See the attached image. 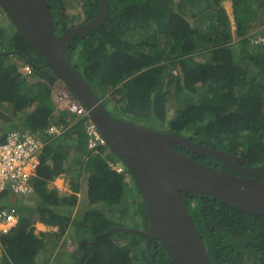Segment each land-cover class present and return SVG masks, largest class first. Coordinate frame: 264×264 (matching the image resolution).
<instances>
[{"label":"trees","instance_id":"1","mask_svg":"<svg viewBox=\"0 0 264 264\" xmlns=\"http://www.w3.org/2000/svg\"><path fill=\"white\" fill-rule=\"evenodd\" d=\"M47 1L59 36L74 26L76 16L67 13L65 0ZM223 1L231 2L233 30ZM108 3L105 23L88 32L70 58L90 90L104 104H112L109 109L105 105L107 111L148 130L183 135L224 151L243 159L242 166L263 165L264 44L258 39L264 36V0ZM77 4L82 11L80 23L97 16L99 0ZM6 31L0 25V52L15 55L0 54V144L24 123L31 132L51 124L63 130L42 149L32 205L19 209L16 225L1 236L0 264H37L38 253H50L68 231L73 255L81 254L75 264H151L150 256L154 264H172L158 239L147 251L143 243L147 239L139 233L119 231L91 243L114 227H128L106 214L107 208L122 204L131 186L136 190L132 178L125 169L130 184L126 183L110 167L108 159L114 154L105 155L108 147L88 148L82 119L61 110L55 120L52 87L56 78L49 68H41L45 61L19 32L6 39ZM198 56L204 61H195ZM14 57L30 63V75L20 72ZM130 86L140 99L145 98L141 93L151 94V101L143 112L127 117L124 108ZM5 106L14 119L6 117ZM4 122L11 125L2 127ZM172 146L203 165L228 171L215 159ZM64 175L71 195L49 187ZM80 184L88 206L81 198L83 215L73 216ZM182 195L212 264H264V215L240 211L206 195ZM139 199L136 210L141 224L133 228L146 231L149 222ZM36 223L57 230L36 234Z\"/></svg>","mask_w":264,"mask_h":264},{"label":"water","instance_id":"2","mask_svg":"<svg viewBox=\"0 0 264 264\" xmlns=\"http://www.w3.org/2000/svg\"><path fill=\"white\" fill-rule=\"evenodd\" d=\"M15 30L40 55L54 77L62 81L84 106L110 151L124 164L144 205L149 227L146 231L114 227L95 237L96 241L115 232H136L146 237L147 251L158 239L172 264H212L184 202L182 192L206 195L240 211L264 215V164L241 166L224 151L207 147L189 137L148 130L112 116L102 101L82 80L70 61L68 46L103 25L108 17V0H99L97 16L68 29L59 36L47 0H0ZM67 49V54L63 52ZM14 53V52H12ZM1 55H11L0 52ZM219 161L229 171L203 165L175 149ZM85 256V255H84ZM151 264L154 258L150 256Z\"/></svg>","mask_w":264,"mask_h":264},{"label":"built area","instance_id":"3","mask_svg":"<svg viewBox=\"0 0 264 264\" xmlns=\"http://www.w3.org/2000/svg\"><path fill=\"white\" fill-rule=\"evenodd\" d=\"M2 18L4 14L0 11V19ZM22 70L25 74L31 73V68L27 65ZM54 95L58 108L72 113L76 119H82L88 148L95 150L105 146L95 124L88 118L87 111L74 99L68 88L59 84ZM60 133L61 130L55 126H50L42 133L23 129L8 133L0 144V239L17 222L16 200L35 195L36 170L42 149ZM115 170L128 180L122 167L116 165ZM1 246L0 241V248Z\"/></svg>","mask_w":264,"mask_h":264},{"label":"rangeland","instance_id":"4","mask_svg":"<svg viewBox=\"0 0 264 264\" xmlns=\"http://www.w3.org/2000/svg\"><path fill=\"white\" fill-rule=\"evenodd\" d=\"M78 1L79 0H65L67 13L71 16H74V17L76 16L72 22V25H77L82 21V11L80 9L79 4H77ZM221 6L224 8L226 14L228 15V17L231 21V30H233L234 28L232 25L233 24V14H232L231 2L230 1H223L221 3ZM10 36H12V31H11V26L9 25V27L7 28V31H6V39H9ZM258 41L264 43V36L259 38ZM66 54H67V52H66ZM30 56L32 58L34 57V55H30ZM194 59L197 62H203L204 61L203 56H198ZM12 60L16 64L18 63V60L16 58H12ZM141 94L144 95V97H145L144 99H140V97L137 95V90L136 91L127 90V96H126L125 108H124L127 117H132L134 114H136L138 112H143V109H145L144 107H146L147 104H150L151 94H149L148 92H144ZM139 99H140V101H139ZM108 107H112V104L108 105ZM5 108H7V109H5V112H7L6 117H8L9 120L14 119L13 118L14 116H12L10 113L11 109L8 108L7 106H5ZM24 124H22L20 126V128ZM1 125H2V127H8L9 125H11V123L10 122H4V123H1ZM112 157L115 159L114 156H112ZM51 186L56 187L61 194H65V195L70 194L69 178L65 179L62 182L56 181V179H55V181L53 183L49 184V187H51ZM125 192H126L124 195L125 198H124L122 204L116 208H113V207L107 208V214L106 215L109 216L110 218L116 219L119 223L125 224L127 226L140 225L141 224L140 219L137 215V210H136V206L140 202V199L138 196L139 194L133 187H130L128 192L127 191H125ZM31 205H32V203L26 202L25 206L28 207ZM82 210H83L82 205H80L76 210L74 209V215L75 216L81 215ZM56 230H57V228H55V229L47 228V227L44 228L41 226L40 223L35 224V233L36 234L39 232H43V233H48L51 231L53 232ZM68 235H69V232L67 233V235H64L65 237L63 236V238L61 240L63 243H66L65 248L59 249L60 251L66 252L67 254H69L70 251L74 250V245H72V242H70L71 239L68 238ZM95 242H96V239L94 238V241L91 243H95ZM143 243L146 244L145 242H143ZM143 243H142V245H143ZM69 244H71V250L68 248ZM54 252H52L51 254L50 253H47V254L40 253L39 255H37V260H36L37 264H61L62 259H60V257L58 255H54ZM80 257H81V254H76L75 256L72 257V259L67 264H75L77 259ZM255 258L257 260H260L259 256H255ZM233 260L234 261L236 260L235 257L233 258Z\"/></svg>","mask_w":264,"mask_h":264},{"label":"clouds","instance_id":"5","mask_svg":"<svg viewBox=\"0 0 264 264\" xmlns=\"http://www.w3.org/2000/svg\"><path fill=\"white\" fill-rule=\"evenodd\" d=\"M1 9V8H0ZM2 10V9H1ZM3 14H4V18H2V19H0V25H5L7 28L9 27V25H10V20H9V18L7 17V15H6V13L2 10L1 11ZM10 22V23H9ZM89 22V21H88ZM6 23V24H5ZM81 24H84V23H79V24H77V25H81ZM11 25H12V23H11ZM77 25H74L73 27H75V26H77ZM11 31H12V34L16 31L15 30V28H14V26L12 25L11 26ZM18 32V31H17ZM78 38H79V34L78 35H76V36H74L73 38H72V40H71V42H70V44H69V46H68V49L69 50H71V54H72V51L75 49V47H76V45H75V47H74V49H72V44H73V40H75V41H77L78 40ZM83 39V38H82ZM80 41V40H79ZM78 41V42H79ZM26 42V41H25ZM77 42V43H78ZM264 44V43H263ZM2 52H8V53H10L12 56L13 55H15V52L14 53H12V52H9V51H2ZM65 52H67V49L65 50ZM17 53V52H16ZM36 53V52H35ZM64 53V52H63ZM41 57V56H40ZM15 58V57H14ZM42 58V57H41ZM70 58H71V56H70ZM17 59V58H16ZM43 59V58H42ZM18 60V59H17ZM71 60V59H70ZM18 62H20L19 64L17 63H15L17 66H18V69L20 70V72L22 73V74H24V75H26V76H28V75H30V74H25L24 72H23V67L25 66V65H27V66H29L30 67V63L29 62H27V61H25V60H23V59H21V60H18ZM21 64V65H20ZM44 66V65H43ZM41 67V68H43V69H48V68H45V67ZM31 72H32V69H31ZM59 84H63V85H65L62 81H60V80H58V79H56V81H55V83L53 84V87H52V98H53V102H54V104H55V106H56V108L57 109H59V110H63V109H60V108H58L57 107V104H56V98H55V95H54V91H55V88H56V86H59ZM66 86V85H65ZM69 90V89H68ZM70 91V90H69ZM71 92V91H70ZM71 94H72V92H71ZM72 96L74 97V95L72 94ZM74 99H76L75 97H74ZM100 99V98H99ZM77 100V99H76ZM101 100V99H100ZM78 101V100H77ZM102 101V100H101ZM78 103L80 104V102L78 101ZM102 104L104 105V107H105V105H106V103L104 104L103 103V101H102ZM80 106H82L81 104H80ZM86 111H87V109L84 107V106H82ZM106 109V108H105ZM107 110V109H106ZM63 111H67V110H63ZM68 112V111H67ZM69 113V112H68ZM69 114H71V115H73L72 113H69ZM87 114H88V111H87ZM74 117H75V115H73ZM76 118V117H75ZM88 118H89V114H88ZM90 119V118H89ZM91 121V120H90ZM92 122V121H91ZM93 123V122H92ZM94 124V123H93ZM50 126H55V127H57V128H59V130H61V132H62V128H61V126H57V125H54V124H51V125H49L48 126V128L50 127ZM47 128V129H48ZM97 128V127H96ZM23 129H27V130H29L28 129V126H26V124H24L20 129H18V130H13V131H19V130H23ZM47 129H45V130H47ZM45 130H43V131H45ZM98 130V129H97ZM13 131H11V132H13ZM30 131V130H29ZM99 132V131H98ZM10 133V132H9ZM32 133H37V132H32ZM38 133H42V131H38ZM100 134V133H99ZM58 136V135H57ZM101 136V135H100ZM56 137V136H55ZM102 137V136H101ZM106 148V147H108L107 146V144H106V142H105V146H103V147H100V148ZM100 148H98V149H100ZM96 150V149H95ZM111 151H110V149H109V147H108V149H107V151L105 152V155H107L108 153H110ZM112 153V152H111ZM113 154V153H112ZM116 158L114 159L112 156H110L109 158H111V161H110V167L116 172V170H115V167H116V165H119L120 167H122L124 170L126 169V167L124 166V164L122 163V161L116 156V155H114ZM40 159V158H39ZM39 165V164H38ZM241 165V164H240ZM242 166V165H241ZM38 167V166H37ZM253 168V167H252ZM228 170V169H227ZM128 171V170H127ZM226 171V170H225ZM229 171V170H228ZM117 173V172H116ZM126 173V172H125ZM128 173H129V171H128ZM117 174H119V173H117ZM120 175H122V174H120ZM124 176V175H123ZM124 178H125V176H124ZM126 179V178H125ZM125 182L126 183H129V180H125ZM130 184V183H129ZM134 185V184H133ZM131 187H133V186H131ZM134 188V187H133ZM137 191V190H136ZM139 194V193H138ZM36 193H35V195L34 196H32V197H30V198H20V199H18V200H16V203H15V205H16V209H17V212H18V217H19V214H20V211H19V209H21L22 207H26L25 205H26V202H31V200H34L35 198H36ZM140 196V195H139ZM18 217H17V221H18ZM17 223V222H16ZM16 225V224H15ZM128 227H131V228H133V226H128ZM134 229H136V228H134ZM140 230H143V229H140ZM131 233H136V232H131ZM84 242V241H83ZM147 242V241H146Z\"/></svg>","mask_w":264,"mask_h":264},{"label":"crops","instance_id":"6","mask_svg":"<svg viewBox=\"0 0 264 264\" xmlns=\"http://www.w3.org/2000/svg\"><path fill=\"white\" fill-rule=\"evenodd\" d=\"M20 62H18V64H19ZM129 91H136V89L134 88V86H130L129 87V89H128ZM108 105H110V104H107L106 105V107L108 108ZM109 109V108H108ZM61 112V110H59V109H57V108H55V111H54V117H55V120L57 119V117H58V115H59V113ZM61 126V125H60ZM69 126V125H68ZM109 161H111V158H109L108 159ZM65 179H68L67 178V176L66 175H64V176H62V177H60V178H57L56 179V181H59V182H62V181H64ZM61 180V181H60ZM55 181V180H54ZM53 181V182H54ZM52 182V183H53ZM81 184H82V182H80ZM81 184H80V186H81ZM69 185H70V181H69ZM69 191H70V189H69ZM85 191V187L82 185L81 187H80V191H79V193L78 194H75L77 197H78V201H77V204H76V206H75V210L80 206V205H82V200L83 201H85L84 199H83V195H82V193ZM126 193V192H125ZM125 193L123 194V197H122V202H123V200H124V198H125ZM72 194V192L70 191V194H68V195H71ZM82 198V200H80ZM84 203H86V201L84 202ZM86 205L88 206V204L86 203ZM81 215H83V214H81ZM73 216H74V210H73ZM41 226L42 227H47V228H53V227H48V226H45V225H43V224H41ZM56 227H54L53 229H55ZM70 234H71V231H68ZM67 235V234H66ZM65 237V236H64ZM67 237V236H66ZM63 238V237H62ZM62 238L60 239V241H59V244H58V246H56L55 247V249L54 250H52V251H50V254L52 253V252H54V255H58L59 257H60V259H62V263L61 264H67L71 259H72V257L74 256L73 255V253H72V251H70V253L69 254H67L66 252H62V251H60L59 249L60 248H65V246H66V243H63L61 240H62ZM68 238H70L71 239V236H68ZM69 239V240H70ZM70 242H72V239H71V241ZM68 248L71 250V244H69L68 245ZM40 253H44V254H47L48 252L47 251H40L39 253H38V255L40 254Z\"/></svg>","mask_w":264,"mask_h":264},{"label":"flooded vegetation","instance_id":"7","mask_svg":"<svg viewBox=\"0 0 264 264\" xmlns=\"http://www.w3.org/2000/svg\"><path fill=\"white\" fill-rule=\"evenodd\" d=\"M174 147V146H173Z\"/></svg>","mask_w":264,"mask_h":264}]
</instances>
